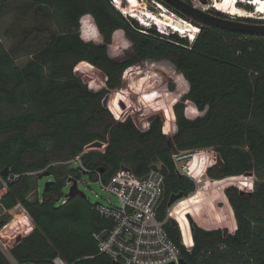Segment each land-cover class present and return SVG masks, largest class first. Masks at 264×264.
<instances>
[{"label":"trees","instance_id":"1","mask_svg":"<svg viewBox=\"0 0 264 264\" xmlns=\"http://www.w3.org/2000/svg\"><path fill=\"white\" fill-rule=\"evenodd\" d=\"M10 1L0 0V5ZM27 2L24 13L33 11L38 20V27L25 30L22 37L25 52L32 57L19 66L18 50L7 49L0 40V187L5 168L21 174L0 198V240L10 253L0 248V264H54L57 256L69 264H113L109 255L99 253L94 238L112 222L100 216L86 196L68 197L60 204L68 178L78 179L86 171L91 180L101 177L107 182L121 167L142 177L152 165H165L166 194L158 210V219L164 221L170 195L183 191L186 197L197 186L189 176H180L173 157L200 149H213L224 161L223 166L207 169L211 178L253 173L254 189H225L237 224L233 232L193 224L194 245L188 249L179 226L169 219L165 222L169 237L187 264H264V37L220 29L181 14L200 29L191 41L139 24L116 9L112 0ZM117 33L131 44L132 56L111 55ZM166 58L190 84L189 92L174 105L175 134L165 133L159 115L146 129L132 118L116 120L104 99L122 85L124 72L140 61ZM80 62L104 73L103 88L91 89L75 73ZM186 100L204 113L189 118ZM94 142L107 147L89 149ZM83 152L84 168L68 170L60 164ZM45 172L54 181L42 198H30ZM18 204L30 213L34 225L30 233L26 218L12 221L4 211ZM8 236L15 237L14 244Z\"/></svg>","mask_w":264,"mask_h":264},{"label":"rangeland","instance_id":"2","mask_svg":"<svg viewBox=\"0 0 264 264\" xmlns=\"http://www.w3.org/2000/svg\"><path fill=\"white\" fill-rule=\"evenodd\" d=\"M190 1L200 9L213 14L219 13L226 18L264 20L262 17H239L220 11L213 5L221 0H208L206 4L198 0ZM112 2L116 9L124 15L133 17L138 22L141 19L140 17L137 18L135 15H132L127 7H122L118 3V0H112ZM239 2L238 5L247 10H252L255 7L250 5L252 6V9H250L246 6V2ZM140 3L144 7L141 9L144 12L149 11L150 13L159 14L162 11L164 13L167 11V14L170 15V12H174L179 17L174 19H183L184 21L192 23L188 18L181 15L182 13L179 11H174L166 6L164 9L161 8L162 6L159 5L158 0H140ZM27 5V0H11L5 6L0 5V40L7 49L18 50L15 54V61L19 66L25 65L33 54L25 52L26 44L22 40L23 34L27 29L38 27V20L35 18L34 12L28 11L24 13ZM139 24L141 23L139 22ZM159 25L161 24L159 23ZM50 26L52 29H57V26L53 23ZM152 26L156 27L153 24ZM156 29L164 34L177 33L192 41L194 40L189 33H183L178 30H165L158 27ZM110 53L117 59L132 56V46L122 33L115 35L110 47ZM75 73L93 90H99L105 86L106 77L104 73L88 62H80L75 67ZM189 90L190 84L188 80L170 59H147L130 66L124 72L122 85L112 90L105 97L104 104L116 120L120 121L132 118L141 129H146L152 119L159 115L163 118L165 133L173 136L177 128L174 105L176 102L181 101L182 97ZM185 104V112L189 118H194L204 113L200 112L191 100H186ZM106 147L107 144L105 143L94 142L90 145L89 149L104 150ZM217 156L218 153L213 149H200L188 152L186 158L179 159L176 157L175 160L177 163L174 160L178 172L192 178L197 185L193 193L178 200L172 207L168 208V216L170 218H176L175 220L176 222L178 221V226L180 222L182 225V228L179 226L180 231L186 233L187 238L192 232L191 228L193 224H197L206 229L223 228L228 232H233L237 224L233 209L225 194V189L230 186H236L244 192H251L254 189L256 178L253 173L228 176L222 179L211 178L207 174V169L217 164ZM79 167L78 162L66 164L68 170L78 169ZM78 179L79 188L86 193V197L90 202L109 204L108 199H110L116 204L119 203L115 194L103 190L97 181L90 179L88 173H82ZM52 180H54L53 175L39 176L37 178L39 195L41 197L46 188V183ZM69 188L70 184L64 185V197L67 196ZM190 221H192V225ZM6 231L7 229H4L2 233L5 235ZM12 231L13 229L9 228V232ZM1 243L2 241L0 240V248L5 252L6 247Z\"/></svg>","mask_w":264,"mask_h":264},{"label":"built area","instance_id":"3","mask_svg":"<svg viewBox=\"0 0 264 264\" xmlns=\"http://www.w3.org/2000/svg\"><path fill=\"white\" fill-rule=\"evenodd\" d=\"M159 5L163 9L166 8L161 3ZM84 153L78 154L62 164L78 162L80 168H84L82 164ZM187 155L188 153L174 155V160L176 157L186 158ZM157 165L161 166V164ZM20 176L19 173L11 172L2 179L0 198L8 184ZM70 178L66 184H70ZM164 178V175L153 169L147 175L140 177L128 167H121L107 182H104L101 177L98 178L97 182L103 190L115 194L119 200L118 204L108 199L109 204L96 202L93 206L100 216L112 222L110 226L94 233L99 253L107 254L112 261L123 264H169L171 262L180 264L181 250L165 229V222L170 217L167 216L164 221L158 219L159 205L162 202L159 200L163 192ZM67 199V196L63 197L60 204H65ZM8 211L13 212V208ZM182 239L185 247L188 249L193 247L192 232L189 242H186L183 237ZM5 253L10 256L7 249ZM54 264L69 263L57 256L54 258Z\"/></svg>","mask_w":264,"mask_h":264},{"label":"water","instance_id":"4","mask_svg":"<svg viewBox=\"0 0 264 264\" xmlns=\"http://www.w3.org/2000/svg\"><path fill=\"white\" fill-rule=\"evenodd\" d=\"M164 1L166 3H168L170 6L174 7L179 12H181L182 14L193 17L194 19H196L202 23H205V24H208V25H211L214 27H218L220 29L238 32L241 34L263 36L264 37V24L248 23V22H244V21H240V20L232 19V18H222V17H219L216 14H213L209 11H206V10H203V9L196 7L195 5H193L192 3H190L187 0H164ZM198 1H201V0H198ZM207 1L208 0L202 1V2H204L206 4ZM169 30H172V29H169ZM217 160H218V162H217L218 165H220V166L224 165V161L222 160V157L220 154H218ZM151 169H153L155 171H159L165 177L169 173V169L165 165H161L160 167H158L157 164H154V165H152ZM86 173H87L86 171L83 172V174H86ZM3 174H4V176L8 175V169L7 168H5ZM47 175H51L50 172H45L44 174L40 175V177L47 176ZM182 175L183 174H180V176H182ZM53 181L54 180L47 182L46 188ZM69 183H70V188H69V192L67 194V197H75L78 195L86 196V193L83 190H81L78 186V179L71 177L69 179ZM242 192H244V191H242ZM165 194H166L165 185L163 184V192L161 194L159 201H163V199L165 198ZM182 198H184V192L183 191H180L178 193H172L169 197V200H168V207H172L178 200H180ZM170 221L172 222V224L178 225V221L176 222V220L174 218H170ZM190 222L192 225V221H190ZM191 229L193 231V228H191ZM113 264H123V263L113 261ZM169 264H176V263L171 262ZM180 264H187V263L183 258H180Z\"/></svg>","mask_w":264,"mask_h":264},{"label":"bare ground","instance_id":"5","mask_svg":"<svg viewBox=\"0 0 264 264\" xmlns=\"http://www.w3.org/2000/svg\"><path fill=\"white\" fill-rule=\"evenodd\" d=\"M255 1V7L252 10H247L245 8L240 7L238 4L240 3L239 0H221L216 2L213 6L223 12L229 13L234 16L239 17H262L264 18V0H254ZM132 2V3H131ZM118 3L131 11L132 15H135L137 18L140 17L142 20L147 21L150 20L149 23H160L162 29H172V30H178L183 33H189L191 34V38H196V34L199 31V27L195 26L194 24L184 21L183 19H174L179 18L176 14L171 13L167 14L162 11L159 14H154L153 12L150 13L149 11L144 12L141 10L142 7L140 4V0H118ZM126 5V6H125ZM162 8V7H161ZM130 13V12H129ZM156 20V21H153ZM176 20V21H175ZM158 23V24H159ZM171 212V211H170ZM176 219V218H175ZM179 226L182 225L179 222ZM182 232V231H181ZM182 237L185 239L186 242L190 241V236L187 238L186 233L182 232Z\"/></svg>","mask_w":264,"mask_h":264},{"label":"crops","instance_id":"6","mask_svg":"<svg viewBox=\"0 0 264 264\" xmlns=\"http://www.w3.org/2000/svg\"><path fill=\"white\" fill-rule=\"evenodd\" d=\"M37 185H38V183H37ZM35 197L42 198L39 195V186H38V190L35 193H32L30 195V198H32V199H34ZM4 211L7 212V214L10 215V219L12 221L19 222L21 219H25L26 218L30 222V226H31V228L28 230L27 233H30L32 231V229L34 228L33 222L31 220L30 213L21 204H18L15 207H13V212L6 211V210H4ZM8 240L10 241V244H14L15 243V237L8 236Z\"/></svg>","mask_w":264,"mask_h":264},{"label":"flooded vegetation","instance_id":"7","mask_svg":"<svg viewBox=\"0 0 264 264\" xmlns=\"http://www.w3.org/2000/svg\"><path fill=\"white\" fill-rule=\"evenodd\" d=\"M217 16L222 17V18H226L223 15L216 13ZM240 21H244V22H248V23H260V24H264V20H251V19H237Z\"/></svg>","mask_w":264,"mask_h":264}]
</instances>
